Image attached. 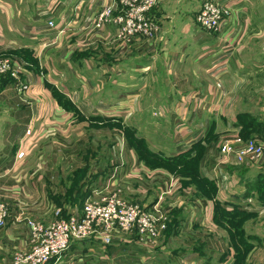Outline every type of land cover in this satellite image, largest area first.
Here are the masks:
<instances>
[{
	"label": "crops",
	"instance_id": "obj_1",
	"mask_svg": "<svg viewBox=\"0 0 264 264\" xmlns=\"http://www.w3.org/2000/svg\"><path fill=\"white\" fill-rule=\"evenodd\" d=\"M178 1L185 0H161L152 10L154 20L163 26L156 37L152 40L140 37L128 41L118 36V29L113 23L107 24L104 29L95 27V17L101 8L108 4V0H0V58L8 56L21 63L23 65L21 80L28 84V88L19 91L13 78L15 82L12 79L7 86L0 89V104L7 102L9 96L5 94L10 89L19 91V95L23 93L28 104L44 98L48 105L43 111L51 114L52 121L45 125L43 131L54 133L56 130L64 140H70L74 128L80 126H84L85 129L94 128L95 126L89 123L97 122L96 119L102 117L112 120L110 113L144 111L145 107L155 110L156 105L160 104L162 106L158 109L162 113L164 110L161 108L166 107L174 117L177 115L174 128H177L181 135L179 141L185 142L192 138L202 140L213 132L224 134L230 131L241 135L243 124L240 122V114H257L260 120L264 119L261 117V114L264 116V94L256 93L264 91V60L257 61L255 43L251 41L254 31L258 28L254 19L263 16L256 7L257 0H223V3L231 8V13L227 18L224 32L220 34L203 31L197 25L196 18L189 26H180L179 21L185 20L191 14L169 13L170 4L174 6ZM178 5L179 3L176 6ZM55 10L57 17L54 18L52 15L55 13L52 11ZM49 18H54L56 22L53 29L47 26ZM190 34L191 37L194 35L195 38L192 37L194 40H191ZM219 37L229 41L227 47L229 51L226 52L229 56L222 59H216L220 52ZM217 62H220L222 68L215 70L216 67H213ZM258 98L262 101L254 100ZM146 99H151L152 105L148 106ZM22 106L28 108L30 113L31 106ZM11 107L8 106V110ZM259 109L261 111L258 114L256 112ZM188 112L191 115L187 121ZM196 114L204 115L203 119L198 120ZM31 116H27L29 122L24 123L26 127L30 124ZM83 116L86 117L84 120ZM168 121L173 123L171 120ZM262 122L264 129V121ZM12 124L8 123V128L17 131L18 128L10 126ZM190 124L197 129L196 135L186 133ZM257 137L264 140L261 135ZM3 157L0 155V195L9 202L10 217L6 226L0 228V264H9L15 252L26 251L31 246L24 217L33 216L40 221H48L51 219L50 216L41 218L35 211L39 210L42 204L45 207L49 205L48 209L51 210L57 204L53 199H49L50 201L48 198L42 199L40 195L26 199L24 193L18 191L19 186L25 187L26 183H23L25 172L23 170L19 172L20 168L15 166L14 160L7 163ZM132 158L130 173L128 165L125 166L122 153L114 156L113 152L112 161L120 162V167L125 169L124 173L122 171L113 176L118 177L119 186L133 202L142 205L156 202L159 192L175 179L178 196L173 193L166 197V202L175 205L173 210L181 209L178 211L185 217L180 218L182 224L187 219L186 198L195 200L192 207L203 206V199L198 198L195 191L189 192L195 197L187 194L181 174L153 166L143 167L142 160L136 154ZM80 167H84V164L71 171ZM70 174L68 173L65 179ZM10 178L11 183H8ZM239 179L242 180L241 176ZM144 182L150 185L144 188ZM94 185L90 187L91 193L96 187ZM245 186L244 198L233 205H244L256 214L255 217H258L259 221L257 218H249L243 222L242 228L246 227L243 228V237L247 243L238 242L239 248L230 245V226L226 223L229 226L228 230L225 226L218 225L213 216L211 217L213 203L208 199L204 200L210 207L207 206L204 210L208 212L209 217L208 225H204L203 229L208 231V235L215 236L218 243L226 245L223 253L225 251L230 253L225 261L220 254L218 264L232 261L234 264H256L258 259L264 263V201H260V196L258 198L255 195L263 187L248 189ZM53 188L48 189L49 197ZM223 189L220 185L219 191L222 192ZM11 190L12 193L9 192ZM65 206L70 211L81 208L75 207L74 204ZM248 226H252L254 230L248 231ZM180 228L183 227L179 225L178 229ZM92 241L97 240L75 242L69 248L74 252H67L68 249L60 257L54 258L50 264H77L79 260L76 262V256L72 253L76 252L79 244L85 246ZM99 242L100 244L93 243L88 249L99 253L103 260L109 259L108 262L112 264L116 259V255H113L114 250L120 245L125 247L138 245L136 237H132L128 242L110 246H104L101 241ZM161 243L153 250L143 248L149 255L142 252L139 259L132 261L149 264L153 259L152 264H158L168 249L166 243ZM111 249L112 253H109ZM133 252L135 253L133 256L139 255V252ZM103 253L105 254L102 255ZM147 256L150 259L145 261ZM205 256L206 260L200 261L201 263H198L197 259L185 258L183 264H212V257L207 254H204ZM130 260L127 259L125 263Z\"/></svg>",
	"mask_w": 264,
	"mask_h": 264
},
{
	"label": "rangeland",
	"instance_id": "obj_2",
	"mask_svg": "<svg viewBox=\"0 0 264 264\" xmlns=\"http://www.w3.org/2000/svg\"><path fill=\"white\" fill-rule=\"evenodd\" d=\"M216 1L223 3V0ZM178 3L179 5L176 6ZM202 3L203 0L178 1L174 6L170 4L168 11L169 13L175 12V14L189 12L191 16L187 17L185 20L179 21L180 26H189L195 20L196 14L200 10ZM256 7L263 16L254 19V23L258 28L254 31L251 41L255 43L254 52L256 51L255 57L257 61L262 62L264 60V0H257ZM56 12V10L52 11V13H55L52 15L54 18L57 17ZM159 22L161 21L159 20ZM199 28L202 29L200 26ZM189 37L195 38L194 35L191 37V34ZM193 38L191 40H194ZM219 40L220 48L218 51L220 52L216 55V59H222L225 56H229L227 55L228 53L226 54V52L229 51V49H227L229 41L220 37ZM2 58L10 57L4 56ZM215 67V70L222 68L220 62L214 64L213 68ZM11 77L12 76L10 75V78ZM218 85L221 86V84ZM18 93L19 91L17 92L15 89H10L5 94L6 96H9L7 102L0 104V155L4 156L3 160L7 163L14 160L16 162L15 166L20 168L19 172L21 170L25 172L26 177H23L25 180L23 183H26L25 187L19 186L20 188L18 191H22L26 199L32 197L36 198L40 195L42 199L46 200V198H48V201H50L49 199H51V197H49L48 189L51 190L52 187H54L52 197L57 204L64 202L69 206L71 203H68V200H74L75 204H78L74 206H80L82 208L87 198L91 196L90 187L92 185H101L104 182L109 181L114 174H119L122 171L124 173L125 169L120 167V162L112 161L115 149L124 155L125 166L128 165L127 168L129 173L131 171L130 165L133 161L132 156L136 154L139 159L142 160L143 167L147 166L149 168L150 166H153L166 171H178L182 174V177H186L184 180V187L187 188V194L191 195L189 192H191V190L193 192L195 191L196 196L203 199V206L195 205V207H192L191 205L194 199L186 198L187 200L185 204H187V208L185 210V215L187 219L184 224H182L181 221H178L177 225H181L183 228L174 231L172 237L168 232H164L160 242H162L161 244L166 243L168 249L159 259L158 264H183L185 258H189V260L197 259L199 260L198 263H201L200 261H205L207 258L206 256L204 257V254L212 257V264H218L217 259L220 254L223 259L225 258L224 261L230 256L229 252L225 251L223 253L226 245L218 243L215 236L211 234L208 235V231L203 229L204 225H208L207 217H209L208 212H204V210H206L207 206L210 207L209 204L204 202L205 199H208L213 203V214L211 212V217H214V206L216 201L226 205L229 209H233L234 206L237 208V205H239L244 210L251 212L248 208L244 207V205H233L234 202L241 201L242 198H244L243 191L245 185L248 189L263 187V189L259 190L258 194L255 195L258 198L260 196V201H264V197H262L264 196V172L261 173V171H264V166H262L264 163L258 164L255 167L248 166L250 168L248 170L245 168L247 167L245 165L224 162L223 157L219 156L218 139L221 140L222 137L231 135L235 132L225 131L226 133L222 134V132V135L213 132L212 135L202 139V141L201 139L197 140V138L186 140L188 143H186V141H179L178 138H180L181 135L179 130L174 128L176 125L174 122L177 120V115L174 117L166 107L161 108L162 111L164 110L162 113L161 110L158 109V107L162 106L160 104L156 105L155 110L150 107L148 110L147 107H145L144 111L135 110L134 112L125 111L110 113L109 115L113 117L112 120L109 121L107 118L102 117V119H96L97 122H90L89 124L95 126L96 129L95 127H90V129H88L87 126V129H85L84 126L74 128V136L72 135L70 140H64L61 135L57 134L56 130H54V133H45V131H43L44 127H46L45 125L49 123V121H52L51 114L43 111V109L47 107L46 105H48L46 100L42 98L40 101L35 100V102L28 104L25 100L26 96H24L23 93L20 95ZM256 93L264 94V91H257ZM146 100L148 106L152 105L151 99ZM254 100L262 101L259 98ZM161 102L165 103L164 100H161ZM22 105L31 106L30 113L28 112V108H24ZM8 106H12L10 110H8ZM165 110H167L168 113ZM154 111L161 112L162 115H155L153 114ZM260 111L261 110L259 109L256 113L259 114ZM28 115L32 116L30 124L26 127L24 123L29 122ZM190 115L189 112L186 113L187 121ZM249 115H251V118L257 119L258 122L264 121V119L260 120L257 114ZM195 116L198 120H201L204 115L201 116L196 114ZM261 117L264 116L261 114ZM84 118L86 117L83 116L82 119L84 120ZM218 119H220V117ZM168 120H171L173 123L171 124ZM157 121L161 123H158ZM13 122L14 124H12ZM8 123H11L12 125L10 126L14 129L18 128V130L14 131L9 129ZM20 127H23L24 129H20ZM223 128L224 127L222 126V129ZM196 130L197 129L190 124L188 125L186 133H194L196 135ZM253 132L256 134H252L251 132L247 138H254L258 135H261L262 138H264V129L259 128L253 130ZM15 133L17 136H15ZM138 139H141L140 141L142 142H137ZM13 147H15V151L12 149ZM21 151L25 152L23 157L18 156ZM142 152L144 153V156H142ZM157 156L159 157V161L156 160ZM118 163L119 166L117 167ZM82 164H87L90 167V173L85 178V190L83 188V192H80L77 196L74 192L70 195L66 193V191H68V187H72L73 182L70 181L69 178L65 179V176L68 175V173H73L74 171L71 170ZM239 176H241L242 180L239 179ZM11 180L12 178L8 180V183H11ZM65 180L67 181L64 182ZM148 185H150L148 182H144L143 187L147 188ZM220 185L222 186V189L224 188L222 192L219 191ZM211 188H213L212 191ZM202 189L209 190L210 196L200 195L199 193H201ZM88 190H90V192L85 199L84 194ZM176 191L177 186L174 194L178 196ZM9 192L12 193V190ZM191 196L195 197L194 195ZM152 198L153 194L150 195V199ZM45 204L47 205V203ZM48 208H50L49 205L45 207L42 204L41 208L35 211L36 215L41 216V218L46 216L52 218L55 209L59 207L56 205L52 210ZM67 209L65 210V213L69 214L71 211L69 208ZM181 214H176L175 218L184 219L185 217L181 216ZM255 216L256 214H253L249 216L248 219L257 218L259 221L258 217ZM248 219H245V221ZM193 224H195L194 227H192ZM243 228L246 227L244 226ZM247 229L248 231H251L252 229L254 230L252 226H248ZM221 232L225 234L222 230ZM236 237L237 234L235 236H230V245L232 247L238 243ZM96 240L97 241H92L91 243L86 244L85 246L87 247H85L84 244H79L77 246L76 252L72 253L76 256V262L79 260L77 264H112L108 262L109 259L103 260L99 253H94L92 250L88 249L93 243L100 244V240ZM143 248L145 249V247L141 248L136 244L126 247L125 245H120L119 248L114 250L113 255H116L114 264H140V261L134 262L132 260L139 259L142 252L144 255H149V253L143 250ZM108 251L109 250L107 249L106 253H108ZM133 251L136 253L139 252V255L133 256L135 255ZM67 252L71 253L74 251L69 249ZM109 253H112V249ZM173 253L175 255H173ZM104 254L105 253L102 255ZM127 259L131 260L125 263ZM149 259L150 257L147 256L145 261H148ZM259 260L260 259L256 260V264H264ZM152 263L153 259L149 264ZM225 264H234V261Z\"/></svg>",
	"mask_w": 264,
	"mask_h": 264
},
{
	"label": "built area",
	"instance_id": "obj_3",
	"mask_svg": "<svg viewBox=\"0 0 264 264\" xmlns=\"http://www.w3.org/2000/svg\"><path fill=\"white\" fill-rule=\"evenodd\" d=\"M160 1L108 0L95 17V27L104 29L107 24L113 23L120 38L128 41L140 37L152 40L163 29L152 16V10ZM230 13L231 8L222 2L203 0L196 22L203 30L220 34ZM47 26L55 28V20L49 18ZM22 72L21 63L0 58V74L9 73L16 80L19 91L28 88V84L21 80ZM154 114L162 115L161 112ZM218 151L224 162L247 167L264 163V140L259 137L245 139L235 132L219 140ZM118 153L115 149L114 156ZM24 154L21 151L18 156L23 157ZM119 184L120 180L115 175L94 187L84 206L72 210L68 217L60 216V207L55 209L53 218L45 222L33 216L24 217L31 246L26 251L15 252L9 264H47L60 257L76 241L87 239H98L104 246H110L136 237L138 245L154 249L171 221L175 205L167 203L166 197L175 192V179L159 192L157 201L150 205L133 202ZM9 217V202L0 195V228L6 226Z\"/></svg>",
	"mask_w": 264,
	"mask_h": 264
},
{
	"label": "trees",
	"instance_id": "obj_4",
	"mask_svg": "<svg viewBox=\"0 0 264 264\" xmlns=\"http://www.w3.org/2000/svg\"><path fill=\"white\" fill-rule=\"evenodd\" d=\"M12 79H13V77L10 78V75H0V89H3L5 86H7L8 83L12 81ZM13 81H14V79H13ZM239 117H240L241 124H243V130H242L241 134L245 139L250 135L251 132H252V134L255 132V131L253 132V130L263 128V122H258L257 119L251 118V115L240 114ZM140 140L141 139H138L137 142L141 143L142 141H140ZM142 156H144L143 152H142ZM156 160L159 161L158 156L156 157ZM172 172L179 173L178 171H172ZM89 173H90V167L87 164L84 165V167L77 168L73 173H71L67 178H69V180L73 182V185L70 188L67 186L68 191H66V193L71 195V193L74 192L77 196L80 192H83L82 190L85 186V181H86L85 178L87 175H89ZM179 174H181V173H179ZM181 176H182V174H181ZM185 178L186 177L181 178L182 183H184ZM255 188H257V187H255ZM262 189H260V190H262ZM84 190H85V188H84ZM90 190H88L84 194L85 199L87 198ZM212 190H213V188H211V191ZM199 194L205 195V196H210L209 190H206V189H202L201 193H199ZM50 197L57 204V202L52 197V194H50ZM262 197H264V196H262ZM212 200H213V198H212ZM214 200H216V199H214ZM69 202L71 204L78 205V204H75L74 200H72V201L68 200V203ZM65 205L66 204L64 202L57 204V206L61 208L60 216H62V217H68L70 215V213L69 214L65 213V210L67 209ZM81 206H83V205H81ZM78 207H80V206H78ZM214 208H215L214 209L215 211H214V217L213 218H214L215 222L218 225L225 226L226 228H228V230H229V226H230L231 236H235L237 234V237H236L237 242L247 243V242H244L245 238L243 237L244 230L242 228V224L245 221V219H248V217L253 215L254 212H249L247 210H244L239 205H237V208H236V206H234L233 209H229L226 205L222 204L219 201H216ZM178 210H181V209L178 208V209L173 210V212H172L173 218L169 222L168 229L166 230V232H168L171 236H172V234H174V231L178 230V227H179V225H177V223H178V221H180V219L175 218V216H176V214H178V213L181 214L182 212L178 211ZM238 227H241V228H238ZM232 228H233V230H232ZM236 246L239 248L237 243H236ZM235 254H237V249H236ZM52 261H53V259L47 264H50Z\"/></svg>",
	"mask_w": 264,
	"mask_h": 264
}]
</instances>
